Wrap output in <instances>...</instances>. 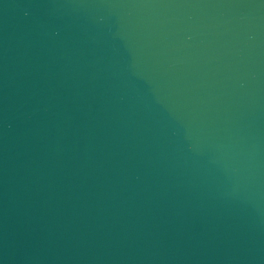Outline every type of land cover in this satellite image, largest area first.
I'll list each match as a JSON object with an SVG mask.
<instances>
[{
  "label": "water",
  "instance_id": "1",
  "mask_svg": "<svg viewBox=\"0 0 264 264\" xmlns=\"http://www.w3.org/2000/svg\"><path fill=\"white\" fill-rule=\"evenodd\" d=\"M0 264H264V0H0Z\"/></svg>",
  "mask_w": 264,
  "mask_h": 264
}]
</instances>
